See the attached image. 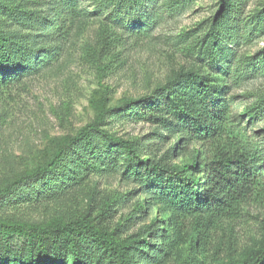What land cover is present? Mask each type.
<instances>
[{
  "label": "rangeland",
  "instance_id": "obj_1",
  "mask_svg": "<svg viewBox=\"0 0 264 264\" xmlns=\"http://www.w3.org/2000/svg\"><path fill=\"white\" fill-rule=\"evenodd\" d=\"M227 2L223 8L220 0L73 1L78 16L70 18L65 11L63 36L51 39L27 74L0 86V187L34 163L43 162L58 139L91 123L99 102L112 109L122 100L150 94L173 72L192 68L202 72L229 69L232 77L227 99L232 116L264 151V109H258L264 102V0ZM53 3L0 0V27L10 35L19 33L22 21L28 23L26 27L37 23L44 29V23L52 21L49 13ZM221 12H225L224 30L216 46L210 48L208 25ZM44 32H33L32 37H41ZM107 47L110 55L104 57L103 52L101 57L100 52ZM208 58L214 60L212 68L206 67ZM132 113L133 108L111 112L103 131L124 140H139L153 150L151 158L161 157L178 141V136L166 139L157 126L134 122ZM156 133L165 137L159 141ZM110 149L119 152L98 135L89 146L70 151L69 160L78 161L81 156L94 163V173H82L50 200L5 202L0 216L46 224L86 214L94 217L109 204L107 225L111 230L120 225L122 237L135 234L141 226L156 230L148 255L151 260L140 259L138 264H213L216 246L220 252L229 246L242 249L260 238L264 195H251L240 211L203 222L194 231L191 217L179 219V237L170 247H163L162 253H156L161 247L159 235L171 234L170 211L153 199V191L123 177L120 169H112L107 156ZM194 150L202 151L196 144L174 151L171 164L187 163ZM194 237L203 242L198 238L191 242Z\"/></svg>",
  "mask_w": 264,
  "mask_h": 264
},
{
  "label": "trees",
  "instance_id": "obj_2",
  "mask_svg": "<svg viewBox=\"0 0 264 264\" xmlns=\"http://www.w3.org/2000/svg\"><path fill=\"white\" fill-rule=\"evenodd\" d=\"M73 1L53 0L54 9L49 13L52 21L47 20L44 29L37 23L26 27L28 23L22 21L19 33L10 35L0 27V86L27 74L46 52L51 39L63 36L65 11L70 18L78 16ZM220 2L221 7L227 6V0ZM62 3L65 4L63 8ZM221 13L208 25L206 38L210 48L216 46L224 30L225 12ZM39 30H45L41 37H32L33 32ZM109 51L107 47L99 55L102 57L104 52V57L109 56ZM213 61L208 58L206 67L212 68ZM211 71L192 68L173 72L150 94L122 100L112 109L99 102L91 123L74 135L58 139L43 162L34 163L20 177L0 187V207L5 202L50 200L76 182L82 173L90 176L94 173V163L81 156L78 161L69 160L68 156L70 151L85 148L102 135L119 149V152L112 149L107 152L112 169H120L123 177L153 191V199L161 201L170 211L171 234L159 235L161 247L156 253H162L163 247H170L179 237V219L191 217V230L194 231L203 222L240 211L247 197L264 195V151L232 116V106L227 99L231 87L229 77H232L229 69ZM130 108H133L131 118L134 122L157 126L166 133L167 137L156 133L159 141L172 136H178V141L161 157L151 158L153 150L139 140H124L103 131L111 112ZM258 109H264V102ZM188 144L199 145L202 151L194 150L191 159L181 166L172 165L174 151ZM145 154L148 156L143 157ZM55 174L57 177H52ZM109 210V204L103 205L94 217L86 214L67 221L53 219L46 224H30L0 216V264H138L140 259L149 262L156 230L141 226L135 234L122 237L120 225L112 230L107 225ZM260 230V238L249 247L229 246L220 252L216 246L212 250L213 264H264V227ZM196 238L203 242L201 237ZM219 253L225 255L216 257Z\"/></svg>",
  "mask_w": 264,
  "mask_h": 264
}]
</instances>
